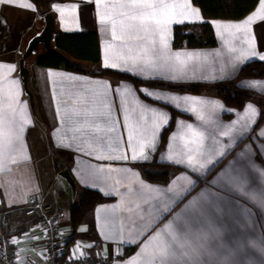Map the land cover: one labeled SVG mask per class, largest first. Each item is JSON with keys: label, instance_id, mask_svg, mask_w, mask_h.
I'll return each mask as SVG.
<instances>
[{"label": "crops", "instance_id": "0c3cea01", "mask_svg": "<svg viewBox=\"0 0 264 264\" xmlns=\"http://www.w3.org/2000/svg\"><path fill=\"white\" fill-rule=\"evenodd\" d=\"M19 3L31 2L35 10L21 9L13 6H0V31L2 24L6 23V15L12 10L27 13L34 16L38 30L25 43V48L30 39L37 35L44 26V15L36 10L32 0H18ZM122 0H104L105 4H119ZM169 3H182L183 0H168ZM261 0L245 16L239 19L204 18L199 7L190 0L193 8L199 10L203 22L211 24L216 45L213 47L199 48H174L173 27L185 23L196 24L199 21L184 23H172L170 25V35L168 36L170 53H201L207 54L206 58L201 55L199 62L193 61L189 64L186 76L183 79L172 81L169 79L155 78L145 79L141 75L133 74L138 69L131 71L121 68H105L103 57L105 50L110 56L119 58L125 42L139 44H149L152 40L159 44V35L143 32L139 35L143 40H131L129 33H122L119 25L117 35L123 39L113 40L111 23L101 24L99 16L101 10H106L111 16L119 9L98 8L96 0H48V11L54 16V34L51 45H54V36L57 32L63 33H94L97 36L99 48V60H80L69 57L71 61L81 63L90 69H111L118 72L128 73L143 81H158L164 84L184 86L193 83H204L212 85L218 82H233L240 87L242 81H264V78L243 77L240 75L241 67L250 61L258 60L252 58L243 64L236 63V67L230 65L238 52L230 51L232 48H246L247 44L241 39H237L239 33L231 34L229 30H221L223 35H219L212 22L221 24L238 23L246 19L259 10ZM179 11V9H177ZM46 12V13H47ZM119 19V17H117ZM30 26H28L29 28ZM252 33L255 39V46L258 53H264V20H257L252 24ZM23 33L15 42L17 50H11L13 54L8 58L6 54H0V114L5 120H11L7 96L18 93V104L14 105L18 109L15 119L20 120L23 115L31 119V124L25 126L21 133L20 143L15 147L14 157L20 163L11 165L10 172H0V233H4L11 239L18 241L13 245L17 264H45L44 259V237L39 224L37 206H31L33 200L50 202L61 212L60 227L62 239L65 243L70 238L69 209L78 199V192L82 189H89L99 192L106 199L94 206L85 214L83 221L76 227V236L69 245L66 256H75L84 253L90 256L104 254L112 258L110 264H125L131 258H136V264H148L146 256L150 255L155 243L145 251V257L137 256L149 238L176 213H179L185 204L193 197L197 196L203 189L208 188L213 192H218L225 197L224 213L219 217L218 226L221 235L218 243L223 250H231L235 253L234 259L237 264H258L262 258L255 249L246 247L248 241H259L264 236V211L260 210L248 199L236 193L227 192L217 185H212V181L218 173L228 169L230 165L239 167L245 162L244 158L238 154L242 152L245 145L251 144L253 150L252 159L261 167H264V155H261L259 146H264V137H257L256 133L260 128H264V118L253 126L250 133L242 138H237L236 144L231 149L226 150L223 157H218L214 161V167L206 175L193 172L185 164L172 163L164 157L168 154L170 137L180 130L179 122L185 124H200L196 116L190 111H182L164 101L147 98L138 89H149L161 95H177L199 98L203 103L195 105L197 112L210 120L211 131L221 144L229 142L228 136L219 135L226 130L218 125H229L237 120V113H242V107L234 108L224 104L214 92L206 89L201 93H190L178 91L164 87L141 84L134 86L130 81L119 79L107 75H92L89 71L72 72L61 68L43 66L36 63V60L26 62L25 66L29 70L27 86L32 94L33 109L30 107L29 97L24 90L19 74L18 52ZM135 35V33H133ZM111 45V47H109ZM42 46V45H41ZM15 48V47H14ZM43 48V46H42ZM43 51L44 48H43ZM23 53V52H22ZM21 53V54H22ZM183 58V57H182ZM7 66H14V71L9 72ZM223 69V73L221 72ZM55 75L49 77L48 73ZM223 76V78H219ZM7 77V79H5ZM216 77V78H213ZM12 81L18 82L13 84ZM110 86V87H109ZM131 89L136 97L152 108L161 109L169 116L167 125L163 126L158 133L157 146L155 151L145 149L148 159H131V149L128 147V132L123 127V115L120 113L122 96L116 95L117 89ZM107 94L109 101H114L116 111L113 113L112 122L102 118L98 113L102 110L100 101ZM260 96L252 102L264 101V96ZM129 96V107H131ZM219 101L225 109L235 111L214 110L210 102ZM190 107V105H183ZM261 112L264 113V103L258 104ZM177 115L173 118V127L168 133L166 141L161 143L162 131L172 120L171 110ZM264 117V116H263ZM119 120V123H115ZM114 128V131H108ZM179 141L176 142L180 146ZM219 144H214L212 140L206 139L204 148L214 150L219 148ZM112 149H117L113 151ZM127 155V159L121 157ZM99 157V158H97ZM51 161L48 168L40 167L46 160ZM53 160H57L63 165L62 169H67L76 184V194L73 197L70 186L65 179L59 175L54 168ZM144 172H151L160 176L155 181L144 177ZM255 179V176L253 177ZM165 180V181H163ZM189 180L195 181L190 192L183 200L172 207L170 212L164 213L160 219H156L157 208L160 201L166 199V195L172 193H150L144 188V184L152 185L160 189L172 188L173 192L182 191L188 186ZM32 207V208H31ZM251 209L254 223L250 228H241L239 224L243 213ZM95 244H98L96 247ZM77 245H80L77 250ZM91 247H87V246ZM245 246V247H242ZM237 248L242 250L236 252Z\"/></svg>", "mask_w": 264, "mask_h": 264}, {"label": "snow or ice", "instance_id": "6c2138e0", "mask_svg": "<svg viewBox=\"0 0 264 264\" xmlns=\"http://www.w3.org/2000/svg\"><path fill=\"white\" fill-rule=\"evenodd\" d=\"M96 4L98 8L102 9L109 7L114 10L119 9V12H114L111 16L106 10H101L99 16L101 24L111 23L114 41L123 39V36L117 35L118 25L121 32L129 33V38L133 41L143 40L139 35L141 32L159 35L158 45L155 40H152L149 44L125 42L123 48L126 49V52L122 51L118 59L115 56H110L106 49L103 57L105 68H121L123 65L122 70L131 71L136 68L138 71L133 74H142L145 79L159 77L176 81L185 78L191 62H199L201 55H204L205 58L207 56V54L201 53H170L169 51L168 36L170 35V25L172 23L203 22L199 10L192 7L190 0H183L182 3H169L168 0H122L121 3L112 5L105 4L104 0H96ZM0 6L35 10L31 2L19 3L18 0H0ZM257 20H264V0H261L258 12L249 15L241 22L228 24L212 22L219 35H223L222 29L229 30L233 35L239 33L237 39H241L243 43L247 44L246 48H232L230 50L238 52L230 65L232 68L236 67L235 62L237 61L243 64L257 57L259 60L264 61V53L257 52L254 36L251 35V26ZM7 67L9 72L14 71V66ZM221 72L223 73V69H221ZM53 75L55 74L48 73L49 77ZM219 78H223V76L221 75ZM12 83L17 84L18 82L12 81ZM240 87L264 96V81H242ZM136 91L147 98L164 101L166 104L180 108L182 111H190L198 121L202 122L198 125L179 122L180 130L170 137L169 151L164 157L172 163L185 164L193 172L201 175H206L211 171L212 167L215 166L214 161L218 157H223L226 150L231 149L236 144L237 138H242L250 133L253 126L257 124L258 118L264 116V113L258 107V104L264 103V101L246 103L243 112L237 113V120L229 125H218V127L226 129L220 132L219 135L229 137L227 144H221L216 133L206 127V125H209L210 120L205 119L203 114L197 112L195 105L203 103L199 98L177 95L165 96L149 89H138ZM17 95L18 93L7 96L12 119L5 120L3 115L0 114V172H10L11 165L20 163L13 153L15 147L20 143L21 133L24 131L25 126L31 124V119L26 115H23L20 120L15 119L18 114V109L14 106L18 104ZM116 95L123 97L120 113L123 115V127L128 132V147L132 152L131 159L147 160L149 157L145 154V149L155 151L158 133L163 126L167 125L169 116L163 110L152 108L141 102L131 89H117ZM129 96L132 97L131 107H129ZM210 103L214 110L235 111L225 109L219 101ZM100 104L102 110L98 115L111 123L113 113L116 111L115 102L109 101L107 94H105ZM190 104L192 105L190 107L183 106ZM115 123H119V120H116ZM108 131H114V128H109ZM256 135L257 137H264V128H260ZM209 138L214 144H219L220 147L214 150H206L204 142ZM177 141L181 142L180 146H177ZM112 150L116 151L117 149ZM259 150L261 155H264V146H259ZM253 155L252 145H245L244 150L238 154L239 157L244 158L245 162L239 167L230 165L228 169L218 173L209 183L217 185L227 192L242 195L254 206L264 211V167L254 162ZM121 158L127 159L128 157L125 155ZM194 184L195 181L189 180L188 186L178 192H173L171 187L160 189L144 184V188L150 193H172L166 195V199L160 201L156 219H160L164 213L170 212L175 204L185 198ZM224 200L225 197L220 193L213 192L208 188L203 189L197 196L189 200L179 213H176L149 238L137 256L145 257L146 249L155 243L151 254L145 257L148 264H237L234 259L235 253L231 250H223L218 243L221 235L218 220L225 210ZM253 223V213L251 209H247L243 213L239 227L250 228ZM17 242L16 238L11 240L12 244ZM246 247L259 252L262 258L258 264H264V236L259 241H248ZM79 248L80 245H77V250ZM241 250V248H237L236 252ZM80 255H84V253L81 252ZM125 264H136V258H131Z\"/></svg>", "mask_w": 264, "mask_h": 264}, {"label": "trees", "instance_id": "16d2710c", "mask_svg": "<svg viewBox=\"0 0 264 264\" xmlns=\"http://www.w3.org/2000/svg\"><path fill=\"white\" fill-rule=\"evenodd\" d=\"M36 6V10L40 13L48 11V0H32ZM192 3L199 7L204 18H221V19H239L249 13L257 4L258 0H191ZM54 45L58 51L50 53L47 51L41 52L36 58V63L43 66L61 68L72 72H84L83 65L78 62H73L69 57H74L80 60L92 61L97 63L99 60V48L97 36L94 33H63L57 32L54 36ZM216 45V38L212 26L208 22L196 24H181L173 27L174 48H199L213 47ZM92 75H107L119 79L130 81L134 86L148 84L152 86L175 89L190 93H201L206 89H210L220 98L225 105L240 108L247 101L257 100L260 98L255 92L248 91L244 88L237 87L233 82H218L212 85L204 83H193L184 86H176L172 84H164L158 81H143L128 73L118 72L111 69L94 68L89 71ZM240 75L243 77L264 78V61H250L245 63L240 69ZM171 110L172 120L169 125L162 131L161 143L166 141L168 133L173 127V118L177 113ZM263 116L260 121L263 120ZM57 171L62 170V167H56ZM144 177L148 180L155 181L159 175L151 172H144V167L141 166ZM165 181V180H163ZM106 198L99 192L89 189H82L78 192L77 201L71 205L69 209L70 217V238L65 243L63 256H65L69 245L74 241L76 236V227L83 221L86 213L90 212L94 206Z\"/></svg>", "mask_w": 264, "mask_h": 264}, {"label": "built area", "instance_id": "2783aa9c", "mask_svg": "<svg viewBox=\"0 0 264 264\" xmlns=\"http://www.w3.org/2000/svg\"><path fill=\"white\" fill-rule=\"evenodd\" d=\"M31 206H37L39 224L44 237L45 264H110L112 258L104 254L98 256H63L64 244L60 227L61 212L52 204L33 200ZM32 208V207H31ZM11 238L0 233V264H17ZM97 247L98 244H95Z\"/></svg>", "mask_w": 264, "mask_h": 264}, {"label": "rangeland", "instance_id": "374dc122", "mask_svg": "<svg viewBox=\"0 0 264 264\" xmlns=\"http://www.w3.org/2000/svg\"><path fill=\"white\" fill-rule=\"evenodd\" d=\"M5 18L6 23L2 24V31H0V54L2 53L1 56H4L6 54L8 58L10 57V55L12 56L13 54H16L12 53L11 50L15 49L18 51V48L15 46V42L18 40V37L23 33L24 40L23 42L21 41L19 52L17 54L18 57H20L21 53L25 50V43L27 42V39L30 38L38 30L36 20L34 19V16L27 13L17 12L16 10H11ZM28 26L30 27L28 28ZM41 52H43V48L41 45H39L38 49L26 58V62L36 60V58ZM83 68L85 71L92 70L89 67L85 66H83ZM53 162V166L55 169L59 166L63 168V165L60 164L57 160H53ZM50 166L51 161L48 159L40 164V167L42 168H48Z\"/></svg>", "mask_w": 264, "mask_h": 264}, {"label": "water", "instance_id": "95a60500", "mask_svg": "<svg viewBox=\"0 0 264 264\" xmlns=\"http://www.w3.org/2000/svg\"><path fill=\"white\" fill-rule=\"evenodd\" d=\"M54 16L51 12H47L44 15V26L42 30L35 36H33L30 41L28 42L25 50L21 54V57L18 61V67H19V74L21 77V81L23 83V87L25 92L27 93L29 97V103L31 109H33V100H32V94L28 89L27 81H28V75L29 70L25 66V60L28 56H30L33 52H35L38 49L39 45H42L44 50L50 53H56L57 50L51 45L52 36L54 34ZM59 175L62 176L65 181L68 183L71 189L72 196L74 197L76 194V184L71 177L69 171L67 169H62L59 172Z\"/></svg>", "mask_w": 264, "mask_h": 264}]
</instances>
